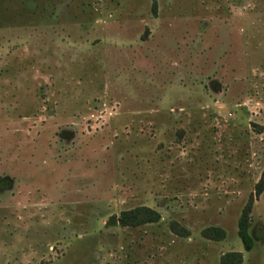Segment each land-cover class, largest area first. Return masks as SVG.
Returning a JSON list of instances; mask_svg holds the SVG:
<instances>
[{
  "label": "rangeland",
  "instance_id": "374dc122",
  "mask_svg": "<svg viewBox=\"0 0 264 264\" xmlns=\"http://www.w3.org/2000/svg\"><path fill=\"white\" fill-rule=\"evenodd\" d=\"M263 178L264 0H0V264H264Z\"/></svg>",
  "mask_w": 264,
  "mask_h": 264
},
{
  "label": "trees",
  "instance_id": "16d2710c",
  "mask_svg": "<svg viewBox=\"0 0 264 264\" xmlns=\"http://www.w3.org/2000/svg\"><path fill=\"white\" fill-rule=\"evenodd\" d=\"M264 188V178L259 185V194ZM254 200L251 199L243 210L239 219V236L244 243L246 251L250 252L255 247V240L251 234V213L253 210ZM114 224L122 226H141L149 223H155L161 220L160 213L150 207H138L132 210L123 211L119 217H113ZM203 236L209 239L222 240L226 237V231L221 227H208L202 232ZM222 264H242L243 254L241 252H229L221 257Z\"/></svg>",
  "mask_w": 264,
  "mask_h": 264
}]
</instances>
